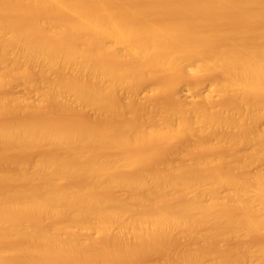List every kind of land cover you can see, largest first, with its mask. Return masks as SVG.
Returning <instances> with one entry per match:
<instances>
[{"label": "bare ground", "instance_id": "1", "mask_svg": "<svg viewBox=\"0 0 264 264\" xmlns=\"http://www.w3.org/2000/svg\"><path fill=\"white\" fill-rule=\"evenodd\" d=\"M263 118L264 0H0V264H264Z\"/></svg>", "mask_w": 264, "mask_h": 264}, {"label": "rangeland", "instance_id": "2", "mask_svg": "<svg viewBox=\"0 0 264 264\" xmlns=\"http://www.w3.org/2000/svg\"><path fill=\"white\" fill-rule=\"evenodd\" d=\"M207 78H209V77H207ZM210 78H211V79H210ZM210 78H209V81H212V82H213L214 78H213V77H210ZM205 79H206V78H205ZM205 81H207L208 83H210L207 79H206ZM152 86H153V85H150V86H148L144 91H142V94L140 95V97H142V98L145 97V98H146L147 96H148V97L151 96V95L153 94ZM205 89L209 90V89H211V87H208V86H207ZM146 90H147V92H145ZM12 91H13V93H15L16 95H20V94L23 92V89H22L20 86L18 87V85H14V86H12ZM17 92H18V93H17ZM19 92H20V93H19ZM151 92H152V93H151ZM143 93H145V94H143ZM178 93H179L182 97H186V96H187V97L189 98V100L191 99V101L194 100V98H195V95H193V94H191V93L189 94L186 88H181V89L178 91ZM191 96H192V97H191ZM35 97H36V96H34V99H36ZM47 113H49V112H47ZM40 114H41V115H39V113H38L39 117L41 118V116H42L43 113H40ZM45 114H46V113H45ZM45 114H44V115H45ZM34 115H35V114L32 113L31 116H30V115H27V117H29V116H30L31 118L34 117L33 119L37 118V117H36L37 114H36L35 116H34ZM44 115H43V116H44ZM50 115H51V114H47V116H46V115H45V116H46V118H47V117H49ZM30 117H29V118H30ZM31 118H30V119H31ZM42 118H43V117H42ZM44 118H45V117H44ZM37 119H38V118H37ZM263 124H264V118H263ZM41 152H42V154H43V153L46 154L47 151H46V150H43V151L40 150V153L38 152V155H39V154L41 155ZM43 155H44V154H43ZM156 161H157V159H156ZM156 161H155V162H156ZM260 165H261V166H260ZM260 165H259V167H260L261 169L264 170V163H261ZM257 238H259V237H255V240L253 239V241L259 242V241L261 240V238H262V241H260V243L264 242V237H263V236L260 237L259 240H258ZM257 240H258V241H257ZM149 257H150V256H149ZM149 257L147 256L146 259L143 258L144 261L147 260V262L145 261V263L142 262V261H143L142 259H141L142 261H141V260H137L138 263H137L136 261H135V263H136V264H147V263H148V264H151L152 261L154 262L153 259H157V260H159L158 257L155 258V256H154V258H152V260L149 261V260L151 259L152 256L150 257V259H149ZM147 258H148L149 260H148ZM160 259L162 260V258H160ZM148 261H149L150 263H149ZM140 262H141V263H140ZM153 262H152V263H153ZM157 262H158V261H157ZM157 262L155 261V264H156ZM133 264H134V263H133ZM153 264H154V263H153Z\"/></svg>", "mask_w": 264, "mask_h": 264}]
</instances>
